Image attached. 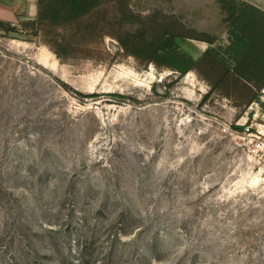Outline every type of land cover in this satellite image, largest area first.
I'll list each match as a JSON object with an SVG mask.
<instances>
[{"label":"rangeland","instance_id":"rangeland-1","mask_svg":"<svg viewBox=\"0 0 264 264\" xmlns=\"http://www.w3.org/2000/svg\"><path fill=\"white\" fill-rule=\"evenodd\" d=\"M131 5L229 41L218 0ZM11 24H0V264H264L263 92L237 107L195 70L140 61L112 36L104 59L60 57ZM177 40L196 57L211 45Z\"/></svg>","mask_w":264,"mask_h":264},{"label":"trees","instance_id":"trees-1","mask_svg":"<svg viewBox=\"0 0 264 264\" xmlns=\"http://www.w3.org/2000/svg\"><path fill=\"white\" fill-rule=\"evenodd\" d=\"M218 2L228 27L226 46L214 45L216 37L207 32L182 30L177 20L146 22L131 0H38L37 17L23 19L20 28L41 36L60 57L104 59L109 54L106 36H112L140 61L169 66L179 76L193 69L211 85L210 91L228 96L237 107L247 106L260 99L264 88V8L250 0ZM0 24L8 31L17 29L2 19ZM178 37L211 45L196 57Z\"/></svg>","mask_w":264,"mask_h":264},{"label":"crops","instance_id":"crops-1","mask_svg":"<svg viewBox=\"0 0 264 264\" xmlns=\"http://www.w3.org/2000/svg\"><path fill=\"white\" fill-rule=\"evenodd\" d=\"M259 6L264 8V3H260ZM38 12V0H0V19L13 24H19L23 19H33L37 17Z\"/></svg>","mask_w":264,"mask_h":264},{"label":"built area","instance_id":"built-area-1","mask_svg":"<svg viewBox=\"0 0 264 264\" xmlns=\"http://www.w3.org/2000/svg\"><path fill=\"white\" fill-rule=\"evenodd\" d=\"M257 132H259L260 134H264V125L261 126V127H259V128L257 129Z\"/></svg>","mask_w":264,"mask_h":264}]
</instances>
